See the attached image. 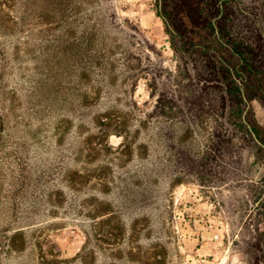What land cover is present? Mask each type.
<instances>
[{
	"label": "rangeland",
	"instance_id": "rangeland-1",
	"mask_svg": "<svg viewBox=\"0 0 264 264\" xmlns=\"http://www.w3.org/2000/svg\"><path fill=\"white\" fill-rule=\"evenodd\" d=\"M176 2L0 0V264H264V101L245 133Z\"/></svg>",
	"mask_w": 264,
	"mask_h": 264
},
{
	"label": "trees",
	"instance_id": "trees-1",
	"mask_svg": "<svg viewBox=\"0 0 264 264\" xmlns=\"http://www.w3.org/2000/svg\"><path fill=\"white\" fill-rule=\"evenodd\" d=\"M177 1L179 12H183V15L174 19V32L178 36L190 38L187 49L199 45L203 39L208 42L209 48L218 43L237 57L234 70L241 80L240 84L233 77L229 64L216 60L209 51H200L205 56L209 74L218 82L220 90L224 91L221 96L223 109H227L229 115L236 119L237 125L248 134L242 117L246 103L244 98L264 101V43L261 34L256 33L255 39H252V35L246 31V24L235 21L232 0ZM162 17L165 19L164 15ZM194 51L198 52L197 49ZM252 128L264 144V134L260 128L257 125H252ZM258 148L262 150V147Z\"/></svg>",
	"mask_w": 264,
	"mask_h": 264
},
{
	"label": "water",
	"instance_id": "water-1",
	"mask_svg": "<svg viewBox=\"0 0 264 264\" xmlns=\"http://www.w3.org/2000/svg\"><path fill=\"white\" fill-rule=\"evenodd\" d=\"M250 131H251L252 136L254 137L255 141L264 147V145H263V144L261 143V141L257 138V136L255 135V133L252 131L251 128H250Z\"/></svg>",
	"mask_w": 264,
	"mask_h": 264
}]
</instances>
